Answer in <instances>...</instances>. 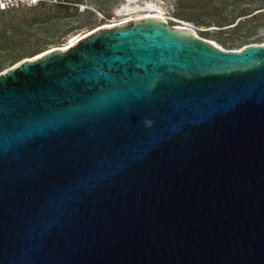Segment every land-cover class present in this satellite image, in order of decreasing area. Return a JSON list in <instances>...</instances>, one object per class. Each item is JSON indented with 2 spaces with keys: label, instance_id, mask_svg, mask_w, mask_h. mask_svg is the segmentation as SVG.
<instances>
[{
  "label": "water",
  "instance_id": "95a60500",
  "mask_svg": "<svg viewBox=\"0 0 264 264\" xmlns=\"http://www.w3.org/2000/svg\"><path fill=\"white\" fill-rule=\"evenodd\" d=\"M0 264H264V42L147 17L1 71Z\"/></svg>",
  "mask_w": 264,
  "mask_h": 264
},
{
  "label": "rangeland",
  "instance_id": "374dc122",
  "mask_svg": "<svg viewBox=\"0 0 264 264\" xmlns=\"http://www.w3.org/2000/svg\"><path fill=\"white\" fill-rule=\"evenodd\" d=\"M2 1L5 9L0 8V43L6 48L0 50V72L32 52L65 46L74 36L134 16L137 11H121L123 5L142 4L147 0H62L64 7L57 6L59 0ZM151 1L161 8L169 23H176V19L185 22L199 36L212 39L223 48L235 50L252 42H264V23L256 27L254 34H248L264 18L256 21L246 18L255 8L264 6V0H182L187 4L183 6L178 5L180 0ZM240 13L248 15H241L240 24L235 28L213 29L227 27H219L218 18L226 17L228 22L234 18L235 23Z\"/></svg>",
  "mask_w": 264,
  "mask_h": 264
},
{
  "label": "bare ground",
  "instance_id": "6f19581e",
  "mask_svg": "<svg viewBox=\"0 0 264 264\" xmlns=\"http://www.w3.org/2000/svg\"><path fill=\"white\" fill-rule=\"evenodd\" d=\"M128 1H133L134 2L136 0H128ZM138 10H140V11H138ZM121 11H124V12L137 11V13L134 14V16H131V17L126 18V19H123V20H121L119 22L108 24V25L103 24V26H98L95 29H93L92 31H89V32H87V33H85V34H83L81 36H74L71 39H69V41L66 43L65 46H61L60 49L61 50H66L70 46L74 45L77 41H79L82 37L90 34L91 32H93V31H95V30H97V29H99L101 27H113V26L119 25L121 23L127 22L129 20H135V19H141V18H147V17H159V18L164 19V20L166 19V17L162 13L161 8L156 3H154L151 0L144 1L142 4H137L136 3L135 5H132V6L131 5H123ZM182 23H184V26L183 25L182 26L181 25H176V26L180 27V28H190L194 32V34L196 36H199L198 33H197V30L194 27L187 26V23H185V22H182ZM207 39H209V38H207ZM209 40L211 41V43L219 46L222 49H225L220 44H218L216 41H214L212 39H209ZM242 48H240V49H242ZM48 50H53V48L44 49L41 52L36 53L35 56L33 55L32 57H30V58L27 57V58L28 59H33V58L39 57L40 55L44 54ZM235 50H237V49H235ZM17 63H15V64H17Z\"/></svg>",
  "mask_w": 264,
  "mask_h": 264
},
{
  "label": "trees",
  "instance_id": "16d2710c",
  "mask_svg": "<svg viewBox=\"0 0 264 264\" xmlns=\"http://www.w3.org/2000/svg\"><path fill=\"white\" fill-rule=\"evenodd\" d=\"M37 1H39V2H43V0H37ZM60 1H62V0H59V2H56V4H57V6H59V7H64L65 6V4H63V3H61ZM64 1H67V2H69L70 0H64ZM182 0H180L179 2H178V5H180V6H183V5H187V4H184V1L183 2H181ZM190 1H192V0H190ZM5 9V8H4ZM1 10V9H0ZM3 10V9H2ZM241 15H248V13H240L237 17H238V20H237V22H235L234 23V18L232 19V20H230V22H228L227 21V18L226 17H220V18H218L217 20H216V22L217 23H221V25H219V27H221V26H227V27H225V28H219V29H217V28H213V29H216V30H225L226 28H235L237 25H239L240 24V19H239V17L241 16ZM247 18V21H252V20H261V19H263L264 18V6H260V7H257V8H255L252 12H250L249 13V16H247L246 17ZM223 23V24H222ZM262 23H264V21H261L260 23H256L255 25H253L250 29H249V33L248 34H254V32H255V29H256V27L259 25V24H262ZM169 25H176V24H172V23H169ZM228 25H230V26H228ZM232 25V26H231ZM252 29L254 30L253 32H252ZM205 38V37H204ZM252 43H256V42H252ZM251 44V43H250ZM6 47H5V45L3 44V43H0V50H2V49H5ZM225 49H227V48H225ZM229 49V48H228ZM39 52V51H38ZM36 52H32V53H30L29 55H27V56H23V57H32L34 54H35ZM22 57V58H23Z\"/></svg>",
  "mask_w": 264,
  "mask_h": 264
},
{
  "label": "built area",
  "instance_id": "2783aa9c",
  "mask_svg": "<svg viewBox=\"0 0 264 264\" xmlns=\"http://www.w3.org/2000/svg\"><path fill=\"white\" fill-rule=\"evenodd\" d=\"M5 6H4V2L2 1V0H0V8H4ZM165 21H166V23L167 24H169V22H168V19L166 18L165 19ZM174 24H176V25H183L184 26V23H182V21H180V20H178V19H176V23H174ZM176 25H173V26H176ZM188 26V25H187ZM190 27V26H189ZM201 37V36H200ZM204 38V37H203ZM206 39V38H205ZM207 40H209V39H207ZM210 41V40H209ZM237 50H239V49H237Z\"/></svg>",
  "mask_w": 264,
  "mask_h": 264
}]
</instances>
